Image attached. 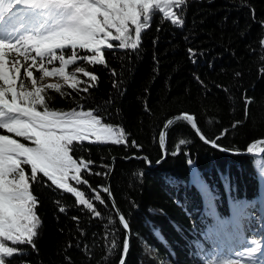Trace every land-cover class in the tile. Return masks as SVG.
<instances>
[{"label":"trees","instance_id":"1","mask_svg":"<svg viewBox=\"0 0 264 264\" xmlns=\"http://www.w3.org/2000/svg\"><path fill=\"white\" fill-rule=\"evenodd\" d=\"M154 11L151 26L141 30L138 49H121L120 42L113 41L115 52L105 50L107 67L78 61L98 81L76 73L73 64L66 73L73 71L78 78L76 88L69 87L72 81L58 78L59 92L45 90L50 110H79L83 105L84 110L101 116L102 123L111 124L117 136L123 129L119 144L88 139L71 153L76 159L82 156L93 161L92 174L82 166L90 187L69 182L84 191L101 216L54 186L32 185L40 220L33 237L35 247L0 238L5 246L19 249L12 257H0L6 264H119L126 235L103 191L107 184L128 225L125 264H206L204 258L220 255L208 234L226 226L231 210L259 201L264 214V154L221 153L202 143L182 120L167 128L165 159L154 168L147 166L160 160L159 133L167 119L178 115H191L200 135L226 151L263 147L264 0H185L183 28L174 26L158 9ZM130 39H135L134 26ZM189 48L195 51V63L189 58ZM65 51L70 54L71 49ZM18 58L25 63L23 56ZM46 66L59 67V61ZM32 70L42 77L36 68ZM38 110L43 108L38 106ZM225 130L227 134L220 138ZM0 135L33 146L5 129H0ZM114 157L134 158L116 160L108 179ZM24 167L30 175V166ZM96 195L103 198V204ZM61 206L67 211L60 212ZM246 237L256 243L246 257L247 264H263L264 237L261 240L252 233Z\"/></svg>","mask_w":264,"mask_h":264},{"label":"snow or ice","instance_id":"2","mask_svg":"<svg viewBox=\"0 0 264 264\" xmlns=\"http://www.w3.org/2000/svg\"><path fill=\"white\" fill-rule=\"evenodd\" d=\"M184 6L185 0H0V30L6 33V38H0V129L33 145L27 146L8 135H0V238L13 245L28 243L35 247L33 237L38 234L40 225L35 208L39 206V200L31 189L38 183L71 194L78 205L100 217L101 213L85 197L84 191L69 182L90 187L83 178L82 166L92 174L90 166L93 161H85L82 156L76 159L71 153L91 137L97 140L115 137L112 143L119 144L120 136L124 134L121 129L120 136H117L111 124L102 123L101 116L94 110H84L83 105L79 106V110H50L45 90L59 92L60 85L37 86L38 79L59 75L65 83L72 81L70 88H76L80 81L75 75L66 73L68 66L76 64V73L98 81V76L79 66L78 61L107 67L105 50L115 52L117 46L113 41L120 42L121 49H138L142 42L141 30L151 26L157 14L155 9L174 26L183 28ZM132 26L135 27V40L130 39ZM66 49H71L70 54ZM77 49L83 50V54ZM30 51H34L35 56H30ZM188 51L189 58L195 63V51L191 48ZM12 52L17 57L23 56L25 63L11 58ZM29 60L31 63H26ZM57 60L59 67L46 66ZM33 68L41 72L42 77H36ZM27 82H31V90H28ZM117 86L114 82L113 87ZM88 90V87L83 89L85 93ZM38 106L43 111L38 110ZM175 119L180 120L181 117ZM183 119L193 128L197 127L191 115L185 114ZM171 123L172 120H168L167 124ZM166 134L165 130L159 133L164 151H167L164 147ZM226 134L225 130L220 138ZM200 138L209 143L205 136ZM179 143L183 145L185 141L181 139ZM211 143L218 147L215 141ZM188 162L191 163L190 160ZM25 165L30 166V175ZM48 181L51 183L48 184ZM103 191L111 197L110 188H103ZM95 199L104 203L100 195H96ZM59 210L67 211L63 206ZM73 219L79 223L78 217ZM120 219L127 229L124 217ZM128 249L129 239L126 236L120 264H125ZM18 251L0 243V257H12ZM0 264H6L3 258H0Z\"/></svg>","mask_w":264,"mask_h":264},{"label":"rangeland","instance_id":"3","mask_svg":"<svg viewBox=\"0 0 264 264\" xmlns=\"http://www.w3.org/2000/svg\"><path fill=\"white\" fill-rule=\"evenodd\" d=\"M0 38H6V33L3 30H0ZM10 56L11 58H18L15 52H12ZM7 67L10 68L11 65H7ZM70 73L72 75L73 71ZM58 78H61V81L65 82L61 76L56 75L38 79L37 86L43 87L50 84H59L60 82L57 80ZM70 82L71 81L68 83ZM27 85L28 90H31V82H27ZM19 90L20 89L18 88V91ZM8 98L10 99L11 97L9 96ZM114 132L116 133V131ZM114 138L115 137H102L100 140H97L95 137H91L90 140L94 142H106L112 141ZM231 213L232 217L227 221L226 226L223 229L217 233L209 232L208 234L214 248L219 251L220 255L218 258L210 257V259H207V264H247L248 259L246 257H249L250 254L254 252L256 243L249 240L247 237L246 240L244 237L247 233L259 236L261 240L264 237V214L262 204L259 201L231 210ZM242 223H244L243 229L246 227L249 232L242 230ZM198 249L201 250V247ZM250 249L251 251H249ZM148 252L152 255L150 250ZM161 264H169V262L164 261Z\"/></svg>","mask_w":264,"mask_h":264},{"label":"water","instance_id":"4","mask_svg":"<svg viewBox=\"0 0 264 264\" xmlns=\"http://www.w3.org/2000/svg\"><path fill=\"white\" fill-rule=\"evenodd\" d=\"M179 117H181V119L180 120H182V121H184L190 128H191V130L195 133V135L202 141V143H204L205 145H207L208 147H211V148H213V149H215V150H217V151H219V152H221V153H224V154H226V155H229V156H256V157H259V156H262L263 154H264V145H263V147L260 149V150H250V149H248V150H246V151H244V152H231V151H226V150H221V148L220 147H214L213 146V144L212 143H205L201 138H200V133L198 132V130L196 129V128H193L192 127V125L187 121V120H185V119H183V116L184 115H178ZM177 116H173V117H170L169 119H167L166 121H165V123H164V125H163V127H162V130H165L166 132H167V128H168V126L170 125V124H167V122H168V120H172V122H174L175 120H177V119H175ZM167 124V128L165 129V125ZM164 147L167 149V147H166V137H165V145H164ZM161 158H160V162H158L157 161V163L156 164H154V165H151L149 162H147V166L149 167V168H154L156 165H158V164H160L164 159H165V157H166V154H167V151H164V149H162V151H161ZM134 157H130L129 159H133ZM143 157H140V158H138V159H142ZM129 159H122V158H116V157H114V158H112L111 159V165H112V168H111V171H110V174H109V177H108V179H110V177H111V175H112V173H113V168H114V163H115V161L116 160H129ZM106 188H108V184H107V187ZM106 197H107V199L109 200V202H110V204L112 205V208H113V210H114V212H115V214H116V216H117V219H118V221H119V224H120V226L122 227V229L124 230V232H125V235L128 237V239H129V243H130V236H129V231H128V229H126L125 227H124V224H122L121 223V214H120V212H119V210H118V208H117V206H116V204L114 203V200L112 199V197H109V194L108 193H106ZM113 204H115V207H113ZM126 256H127V254H126ZM125 260H126V257H125ZM120 264V263H119Z\"/></svg>","mask_w":264,"mask_h":264}]
</instances>
